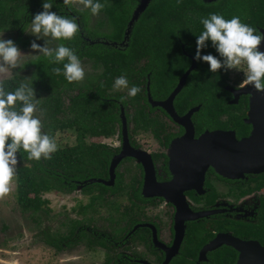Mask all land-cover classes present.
I'll return each instance as SVG.
<instances>
[{"label": "trees", "instance_id": "16d2710c", "mask_svg": "<svg viewBox=\"0 0 264 264\" xmlns=\"http://www.w3.org/2000/svg\"><path fill=\"white\" fill-rule=\"evenodd\" d=\"M44 2L0 0V32L17 31L18 35L12 41L15 45L26 47L28 40L23 37L24 29L35 14L43 11ZM47 2L52 3L50 10L58 15L71 18L75 17V13L79 17V20L76 18L78 34L72 40H59V44L73 49L81 62L86 57L102 61L103 71L100 74L101 82L94 83L93 89L90 86L93 79L89 83H84V79L68 83L62 74L58 76L53 72L54 68H62L63 65L50 63L40 54L27 64L32 65L30 75L17 74L0 82L9 91L15 90L21 83L33 87L41 109L42 131L55 141L58 132L71 131L75 134L73 144L61 145L57 142L58 150L51 159L28 160L23 150L17 153V202L24 212L37 217V220H41L42 214L50 213V207H44L49 203L48 199L43 198L45 192L57 190L71 193L92 177L108 178L110 161L118 148L103 140L117 134L120 104L107 99L117 98L123 106H131L132 112L127 113V117L134 124L133 134L150 129L156 138L165 137L169 141L171 134L165 133L171 132L166 130L163 118L157 113L152 116L148 114L147 76L148 70H151L153 97H165L174 89L190 62L178 37L185 43L186 50L195 55L197 37L203 31L200 19L210 14H219L225 19L239 16L242 23L259 32L264 27V0H152L132 25L126 39L125 31L140 0H98L105 7L99 13L101 19L93 28L89 24V10L67 7L63 0ZM82 31L93 38L100 35L99 31H107L104 32L106 37L117 42L125 36L127 46L100 48L101 43H87ZM206 43L207 47L201 50V55L212 54L222 59L211 41ZM197 62L198 67L192 71L189 81L175 98L177 111L184 113L202 104L194 115L198 132L205 127L248 129L242 119L244 107L228 103L230 96H226L223 87L228 70L222 68L212 73L206 62ZM121 75L127 77L129 88H141L134 98L124 99L123 102L121 98L127 97L128 90L113 88L115 79ZM130 160L126 158L119 165L114 186L98 182L85 184L81 192L88 195L89 200L74 207L82 218L62 220L61 226L65 229L59 227L52 230L51 226H46L41 231L44 243L57 250L81 243L92 250L102 248L106 250V260L93 264H111L115 250L113 240L122 239L137 223L161 219V213H150V209L160 204L159 200L143 196L142 179L139 172L126 163ZM122 167L124 169L119 170ZM124 198H127V202L122 200ZM101 207L107 208L110 213L102 222H98L95 215ZM138 234L145 238L147 232L140 229ZM247 234L264 241V219L257 225L249 226ZM236 257V251L227 248L215 253L210 263L235 264ZM180 262L175 258L171 264Z\"/></svg>", "mask_w": 264, "mask_h": 264}, {"label": "flooded vegetation", "instance_id": "af4514ba", "mask_svg": "<svg viewBox=\"0 0 264 264\" xmlns=\"http://www.w3.org/2000/svg\"><path fill=\"white\" fill-rule=\"evenodd\" d=\"M72 8L75 7L72 6ZM75 9L80 11L89 10V9H85L84 7H82L81 9H77V8ZM73 16H75L79 20V17L75 13L73 14ZM90 16L91 17L89 19V24L91 28H93L98 24L99 18L101 19V14L95 15L96 21L93 24L90 23V20H92L94 16L91 14V12H90ZM31 21L32 19H30L28 25L24 29L23 37L29 25L31 24ZM15 32L18 35V32L17 31ZM82 32L87 43H91V45H93L92 43H101V45H99L100 48H104L105 46L108 48H110L111 46L117 48H124L127 46L126 44L127 41L124 39L125 36L120 42H117V41H112L106 37L104 32L107 31H99L100 35L94 38L86 35L84 31ZM2 33H13V32L10 31L0 32V34ZM46 38L48 39V47L52 49L56 48L55 40H53L51 37H46ZM10 39L12 40V38ZM178 41H180V45L184 54L190 60L189 62V67H190L193 63V58H195V55L189 52L188 50H186V45L181 40L180 37H178ZM16 46L18 48L25 49L26 47H28V44L26 47L19 45ZM38 55H40V53L25 61L23 65H20V67L16 69L14 75L17 74L30 75L32 65H27V64H29V62ZM81 64L84 65L87 64L88 66V69L84 77V83L85 82L89 83V81L93 79L94 80L93 84H90L91 88L93 89L95 87L94 83L98 84L99 82H101L100 74L103 71L102 70L103 63L102 61H95L94 59L86 57L83 59ZM28 66L31 67L27 69ZM197 67H198V62L196 60V67L194 69H196ZM228 72H229L228 78L226 80V83L223 85L224 89L226 90V96H230L228 99V103L234 105H240L244 107L242 109H244L245 115L242 117V119L245 122V124H247L245 118L249 110L250 95L245 93L241 94L240 97L238 98V102H231L234 100L235 95L230 89H227V86H231L236 89H239L244 85L243 83L244 70L241 72V76L238 77V81H234L233 79H231L230 71L228 70ZM191 73L189 74L186 83L189 81V77ZM10 77L2 79L0 80V82ZM147 78H148L147 88L150 85V91H151V81H152L151 70H148ZM86 90L87 92H89V87H87ZM168 95H166L165 97H153L152 95V97L153 99L156 100H162L168 97ZM110 99L120 104V113H119L120 123L118 125L119 128L115 136L116 142L114 144L107 142L113 145L114 147H116V149L118 148V150L116 151V153L113 154V156L121 152L124 143L123 133H122L123 123L121 118V112L122 109H124V113L127 118L128 133H129L131 146H133L134 148L144 149L151 154L155 165L156 179L158 181L171 180L174 174L172 173V170L170 168V156H169L170 145L173 139L178 138L185 133V128L181 124L176 122L164 108L160 106H153L152 102L149 100V95H148L149 116H152L153 114L156 113L159 114L166 122V126H165L166 130L171 132V133L166 132L165 134L167 135L171 134V137L169 141H166L165 137H163L162 139H158L155 137L152 130L148 129V148H144L143 143L141 142V140L138 139L139 133L133 134L134 124L131 121V119L127 117V113L132 112L131 106L130 105H128L127 107L123 106V104H121L120 100L117 98H109L107 100ZM198 106H200L201 108L202 104H198ZM153 109L155 110L153 111ZM190 109H188L184 113H179L177 109L176 111L179 115H184ZM198 111H195L192 116V120L195 126V137L200 136L202 133H204L207 130H216V129L234 130L238 138L248 136L251 133L252 126L250 124H247L248 129L246 130L245 129L240 130L236 127H227V128L205 127L202 131L198 132L194 118L195 113H197ZM35 115L37 116V118L40 119L41 116L40 107H38V111L35 113ZM131 136H133V139H131ZM149 140H152V144L149 143ZM126 158L132 159L130 161H127L126 163L128 165H131L140 174V178L142 179V185H141V193H142L144 180H145V169L143 164L140 163L136 158L131 156H127L123 158L116 167L115 170L116 177H117V170L119 168V165H122L123 160ZM123 169L124 168L122 167L119 170H123ZM92 178H97V177H92ZM109 178H110V165H109V176L106 180H108ZM88 180H86L87 182L82 183L81 186L83 187L87 183H93ZM114 185L115 182L114 184L107 186H114ZM82 187L80 188V190L82 189ZM184 193L187 196V201L190 205V208L194 212H204V211H212V212H210L208 215L200 216L194 220L186 221L184 237L180 244L179 252L172 258L169 264H171V262L175 258H178L182 261L178 264H211L210 261L215 256V253L226 250L227 248L236 251L237 253L236 260H237L239 256V252L235 248L227 244H222L213 250H207L206 252H202L204 247L207 244H209L212 240H214L218 234H231L245 240L255 239L260 241L262 244H264V241H262L261 239L250 236V234H247L249 226L257 225L258 223H260V221L264 219V170L257 173L247 172L242 177L231 178L219 174L213 166H209L205 172L202 187L186 188ZM150 198H155V197H150ZM156 198L159 200L160 204H162V206L166 208V211L163 214L164 216H162L161 219H157L155 221L148 220L145 222L137 223L136 225L145 224V223H148V225H139L137 228H135L136 227L135 225L132 229L128 231V233L122 239L116 241L113 240L112 244L115 250H114V259L111 261V264H123L124 262H127V264H162V262L166 257V252L163 250V248H161V246H158L154 241L153 228H151V226L149 225H154L156 227L157 237L160 243L166 246H171L176 236L175 219H174L175 207L173 204L166 202L163 198L160 197H156ZM22 212L24 211L22 210ZM4 229L6 230L7 227L5 226ZM140 229H144L147 232L145 238L140 237V235L138 234ZM245 230H247V232H245ZM102 235L106 237L104 233ZM0 243H8V239L5 238L4 236H1ZM73 248L74 247L72 248L64 247L63 249H61V251L62 250L64 251L65 249H73ZM54 249L56 251H60L57 250L56 248ZM104 252H105V259H104L105 261L106 260L105 249Z\"/></svg>", "mask_w": 264, "mask_h": 264}, {"label": "clouds", "instance_id": "9594fccd", "mask_svg": "<svg viewBox=\"0 0 264 264\" xmlns=\"http://www.w3.org/2000/svg\"><path fill=\"white\" fill-rule=\"evenodd\" d=\"M63 4L68 7L83 5L94 16L105 7L98 0H63ZM42 7L43 11L35 14L31 31L27 32L37 39L51 37L53 40H72L78 34L76 17L69 18L51 11L53 5L47 0ZM200 23L203 31L197 37L195 59L206 62L212 73L222 68L240 70L243 66V83L252 85L258 92H264V52L259 50L264 34L242 23L239 16L225 19L213 13L201 18ZM207 41H211L222 59L212 54L201 55V50L207 47ZM31 49L42 54L50 63L62 64V68L56 67L53 72L58 76L62 74L68 83L84 79V68L73 49L64 44L49 48L48 40L44 46L33 41ZM21 54L11 39L0 38V72L20 67ZM113 88L128 90L127 97H122L121 102L141 92L138 86L129 88L125 75L115 79ZM38 103L32 86L21 83L15 90L9 91L0 83V199L12 190L18 164L17 153L23 150L28 160L40 161L41 158L51 159L58 150L55 139L42 131V122L34 115L38 111Z\"/></svg>", "mask_w": 264, "mask_h": 264}, {"label": "water", "instance_id": "95a60500", "mask_svg": "<svg viewBox=\"0 0 264 264\" xmlns=\"http://www.w3.org/2000/svg\"><path fill=\"white\" fill-rule=\"evenodd\" d=\"M152 0H140V3L133 12L126 30V39L131 32L132 25L139 18L140 14L147 8ZM213 2L216 0H205ZM264 34V27L260 28ZM259 50L264 52V40ZM196 67V60L193 58L192 65L185 71L173 91L162 100L153 99L150 85L148 86L149 100L153 106L164 108L171 117L185 128V133L172 140L169 150L170 168L174 174L169 181H158L156 179L155 165L152 156L148 151L141 148H134L130 144L127 118L124 109L121 112L123 123V147L119 154L113 156L110 164V178H90V182H101L105 185H112L116 178V167L119 162L131 156L143 164L145 169V180L142 194L146 198L160 197L175 207V230L176 236L171 246H166L158 241L156 227L153 228L154 241L166 252L162 264H169L172 258L179 252L180 244L184 237L186 221L194 220L200 216L208 215L212 211L194 212L187 201L184 191L186 188L202 187L207 168L213 166L216 171L227 177H242L247 172H261L264 170V92H258L252 85H243L239 89L227 86L235 98L231 102H238L241 94H249V110L245 121L252 126L250 135L238 138L234 130H207L200 136L195 137V126L192 116L200 106L192 107L184 115L176 111L174 101L186 84L191 71ZM82 186L79 185L78 189ZM201 190V189H200ZM139 225H148L138 224ZM134 228V229H135ZM227 244L239 252L235 264H264V244L251 239L245 240L231 234H218L214 240L207 244L202 252L213 250L216 247Z\"/></svg>", "mask_w": 264, "mask_h": 264}, {"label": "rangeland", "instance_id": "374dc122", "mask_svg": "<svg viewBox=\"0 0 264 264\" xmlns=\"http://www.w3.org/2000/svg\"><path fill=\"white\" fill-rule=\"evenodd\" d=\"M74 7L81 9L83 5L76 4ZM95 21L96 17L93 16L90 23L93 24ZM27 31H31V24ZM27 31L24 37L28 40V47L25 49L19 48L22 53L19 60L20 65H23L25 61L39 53L31 49L33 41L44 46L46 40H48L47 38L37 39ZM16 35V32L2 33L0 34V38L7 40L16 37ZM55 42L56 47L59 46V40H55ZM82 66L86 73L88 69L87 64H82ZM30 67L28 66L27 69ZM17 68H9L4 72H0V80L14 75ZM229 71L231 79L238 81V77L241 76V72L243 71V66L240 70L231 69ZM138 139L141 140L144 148H148V132H140ZM103 141L114 144L116 138H106ZM57 142L61 145L73 144L75 142V134L71 131L58 132L56 134ZM149 143L152 144V140H149ZM11 189V192L6 197L0 199V237L4 236L8 239V243H0V264H93L104 261L105 252L102 248L92 250L82 243L73 249L56 251L54 247H50L44 243L41 234L42 229L46 228V226H51L52 230H57L59 227H62V220L82 218V215L76 213L74 207L78 206L79 203H87L89 200L88 195L83 194L80 189L71 193L57 190L45 192L43 198L48 199L49 203L44 205V207H50V213L47 215L42 214L41 220H37V217L30 215L28 212H22L17 202L16 176L13 179ZM122 200L127 202V198ZM165 211L166 208L162 204L150 209V213H161L162 216H164ZM109 213L107 208L101 207L98 213H96L95 218L98 222H102L103 218L107 217ZM64 216L68 217L65 218ZM5 226L7 227L6 230L4 229ZM62 228L65 229V227Z\"/></svg>", "mask_w": 264, "mask_h": 264}]
</instances>
